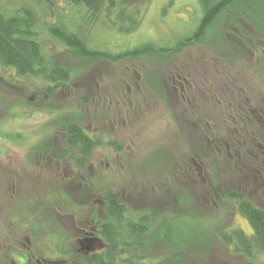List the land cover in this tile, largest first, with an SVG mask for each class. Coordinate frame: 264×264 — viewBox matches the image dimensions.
I'll return each mask as SVG.
<instances>
[{"label":"rangeland","instance_id":"374dc122","mask_svg":"<svg viewBox=\"0 0 264 264\" xmlns=\"http://www.w3.org/2000/svg\"><path fill=\"white\" fill-rule=\"evenodd\" d=\"M138 1L124 0L133 7ZM21 6L34 13L32 31L44 55L72 71L55 86L0 67V229L12 221L52 240L60 183L46 166L64 148L78 160L63 141L62 127L71 123L100 141L79 171L83 184L73 199L113 192L132 202V216L151 212L149 252L134 254L155 264H264V251L250 261L218 238L230 230L251 233L231 193L264 209V155L256 146L264 148V28L253 31L243 20L216 26L206 44L172 56L76 60L53 26L79 32L92 51L116 55L144 43L173 46L199 25L200 4L149 0L129 34L103 14L91 22L84 6L68 0H16L3 8ZM178 76L187 82L185 100Z\"/></svg>","mask_w":264,"mask_h":264},{"label":"trees","instance_id":"16d2710c","mask_svg":"<svg viewBox=\"0 0 264 264\" xmlns=\"http://www.w3.org/2000/svg\"><path fill=\"white\" fill-rule=\"evenodd\" d=\"M13 1L16 0H0V67L13 69L16 76L41 78L55 86L68 82L71 67L54 66L44 55L42 45L32 31L34 26L32 9L21 6L13 12L5 11L4 3L11 4ZM68 1L74 6H84L86 13L90 15L91 22H95L103 14L110 26L125 34L132 33L139 27L142 10L149 2V0H139L138 5L133 7L124 0ZM198 2L202 10L199 25L189 36L179 39L169 47H157L151 43H144L119 54L109 55L105 52L90 50L84 36L79 32H67L61 27L53 26L51 33L67 48L73 59L121 61L151 55L157 51L164 56L177 55L196 44H206L209 34L216 26L222 25L223 29L226 24L239 26V21L243 20L253 26V31H260L256 24L264 28V0H198ZM236 115L243 116L244 112ZM62 131L64 145L74 148L79 155L84 154V163L92 151L100 145L98 139H90L85 132L83 133L80 125L68 123L62 127ZM259 195L264 198V193ZM229 196L235 201L239 213L248 221L251 233L246 235L238 230H230V232H221L218 238L226 247H231L234 254L244 256L251 261L258 253L264 251V209L237 193H231ZM114 211L117 213L119 209ZM122 221L121 217L118 222ZM129 231L127 236L134 241L136 247L143 251L142 253L148 251L146 245L149 239L148 233H145V227L137 224L131 226ZM114 249L103 256L89 258L87 264H155L143 258V261H140L138 256L142 257L144 254L131 257V251L128 250H126L127 258L124 260L120 257L117 246Z\"/></svg>","mask_w":264,"mask_h":264},{"label":"flooded vegetation","instance_id":"af4514ba","mask_svg":"<svg viewBox=\"0 0 264 264\" xmlns=\"http://www.w3.org/2000/svg\"><path fill=\"white\" fill-rule=\"evenodd\" d=\"M170 81L171 90L175 91V77ZM177 83L180 96L185 100L187 82L178 76ZM82 132L85 131L82 129ZM85 133L90 139L95 138V135ZM256 146L257 151L264 155V148L259 144ZM67 148L76 154L79 153L72 147ZM98 148L99 146L85 159V163L84 154H78V160L73 162L71 155L62 152L65 148L60 154L48 156L46 169L60 183L53 192L56 203L52 205V215L57 226L51 231L52 240L40 241L33 227H17L10 221L0 229V264H87L89 258L103 256L116 246L124 260L127 258L126 250L131 251V257L137 256L134 253L138 248L127 234L131 226L137 224L143 225L147 234L151 225V212L132 216V202L128 198L123 200V197L113 192L103 197L82 195L81 198L73 199L72 193L83 184L84 176L79 171L85 168L86 162ZM115 209L119 211L116 213ZM83 211L87 212V216ZM121 217L123 221L120 223L118 220ZM146 246L149 247L150 244ZM142 257L146 259V254ZM142 257L139 255V260Z\"/></svg>","mask_w":264,"mask_h":264}]
</instances>
